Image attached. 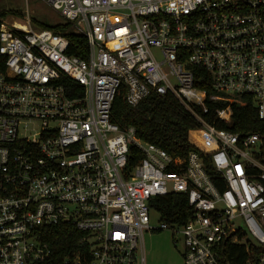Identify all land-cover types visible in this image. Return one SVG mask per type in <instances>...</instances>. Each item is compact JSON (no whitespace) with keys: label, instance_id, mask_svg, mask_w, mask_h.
<instances>
[{"label":"built area","instance_id":"built-area-1","mask_svg":"<svg viewBox=\"0 0 264 264\" xmlns=\"http://www.w3.org/2000/svg\"><path fill=\"white\" fill-rule=\"evenodd\" d=\"M41 1L88 48L71 55L28 10L0 25V264H145L152 231L180 238L184 264L264 251V0ZM123 86L132 108L170 95L191 114L186 158L112 123ZM251 103L259 131H233ZM172 194L188 198L184 225L152 206ZM59 226L83 235L62 259L43 239Z\"/></svg>","mask_w":264,"mask_h":264},{"label":"trees","instance_id":"trees-1","mask_svg":"<svg viewBox=\"0 0 264 264\" xmlns=\"http://www.w3.org/2000/svg\"><path fill=\"white\" fill-rule=\"evenodd\" d=\"M9 16L22 18L19 11H0V25ZM33 27L51 30L56 34L66 37L72 44L71 55L85 57L87 41L81 35L73 32L68 24L50 25L33 18ZM127 89L121 87L112 109V123L121 130L134 128L139 139L146 143L154 144L174 158H186L193 147L189 144V132L197 127L191 114L173 97L152 96L144 101L138 108H132L126 102ZM235 132L259 131L260 121L256 115L252 103L246 107L234 106ZM130 166L142 159V155L131 147ZM206 168L211 171V165L206 161ZM152 206L161 214L163 221L184 225L192 216L188 207V198L181 194H172L165 198H157L152 201ZM83 235L69 226L46 228L43 239L50 245L57 258H65L80 251ZM248 249L250 254H248ZM264 251L243 246L228 245L226 252L222 254L223 260L228 264H244L251 258H257ZM250 255V256H249Z\"/></svg>","mask_w":264,"mask_h":264},{"label":"rangeland","instance_id":"rangeland-1","mask_svg":"<svg viewBox=\"0 0 264 264\" xmlns=\"http://www.w3.org/2000/svg\"><path fill=\"white\" fill-rule=\"evenodd\" d=\"M30 11L33 18L50 25L61 24L62 18L53 12L41 0H0V11ZM9 21L13 16L7 18ZM150 226L158 229L160 216L151 212ZM145 264H184L182 241L170 231L148 232L144 238Z\"/></svg>","mask_w":264,"mask_h":264},{"label":"bare ground","instance_id":"bare-ground-1","mask_svg":"<svg viewBox=\"0 0 264 264\" xmlns=\"http://www.w3.org/2000/svg\"><path fill=\"white\" fill-rule=\"evenodd\" d=\"M16 22H17V24H18L19 26L24 27V25H25L23 20H17Z\"/></svg>","mask_w":264,"mask_h":264}]
</instances>
